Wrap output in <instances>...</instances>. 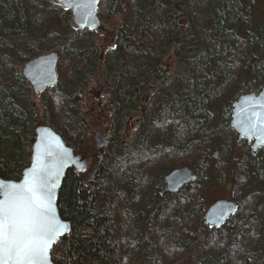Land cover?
<instances>
[{"label": "trees", "instance_id": "1", "mask_svg": "<svg viewBox=\"0 0 264 264\" xmlns=\"http://www.w3.org/2000/svg\"><path fill=\"white\" fill-rule=\"evenodd\" d=\"M117 1L107 0L104 7L101 1L97 15L107 20ZM173 2H132L131 19L124 23L127 33L125 28L120 31L122 46L117 52L121 54H113L108 71L115 79L125 75L126 67H133L124 60L126 51L137 50V34L142 38L138 52L155 51L181 35L176 51L184 73L175 80L172 98L157 121L162 131L171 126L170 139L161 145L168 152L153 149L141 134L137 145L128 147L142 151L123 156L115 148L107 151L100 170L86 183L84 176L68 169L57 208L70 231L51 248L52 264H177L182 260H188L187 264H264V150L254 153L246 141H237L230 126L231 102L218 108L235 87L239 91L232 100L258 92L264 85V0H182L187 19L183 32L173 16L177 14ZM261 7L259 18L254 8ZM88 34L73 25L70 11L55 0H0L1 179H20L29 165L39 126L49 127L67 146L82 150L81 107L71 97L81 76L94 67L93 62L91 69L82 70L93 57ZM56 46L57 72L65 82L37 98L20 67ZM140 59L145 61L143 56ZM216 149L220 153L212 173L217 183L230 177L238 205L220 229L204 225L199 201L213 163L209 154ZM153 154L155 167L149 171L144 164L148 167L145 160ZM175 156L187 163L172 160L175 166H190L202 157V163L194 165L199 179L182 193L163 194L160 172L168 164L162 159Z\"/></svg>", "mask_w": 264, "mask_h": 264}, {"label": "flooded vegetation", "instance_id": "2", "mask_svg": "<svg viewBox=\"0 0 264 264\" xmlns=\"http://www.w3.org/2000/svg\"><path fill=\"white\" fill-rule=\"evenodd\" d=\"M101 1V6L103 7L107 3V0H98L97 9ZM133 1L134 0H129L127 6V0L117 1V4H115L111 10L112 12H110L111 17H114L116 13L121 15L117 24L109 15H107V20L103 17L100 18V15H97L99 23L98 27L94 30H86L89 33L86 40L92 44L93 57L90 60L91 64L84 66V69L82 70L88 71L91 69L93 62L94 67L89 70L91 71L89 74L85 73L81 76L82 82L77 87L75 86L73 88L75 95L71 97L73 102H79L78 104L81 107V122L85 127L83 140L84 146L82 150H75L71 147L75 155L79 154L85 158V168L81 172L72 170L75 173L84 176V183H86L89 172L97 169V173L100 170L101 162L107 151L112 152L115 148L116 152L121 154V156L131 152L139 153L142 151L143 148L141 147L136 148V150L128 147L131 143L137 145L141 137L147 138L148 143L152 147H156L153 149L157 150L161 148L160 150H163L162 154H167L168 152L167 149L161 145L166 139H170V134L172 132L171 126H165L164 131H162V126H158L159 124L157 121L161 118V109L165 108L166 102L169 103L172 98L171 91L175 80L177 78L180 79L184 73L182 71L183 69H180L182 61L176 51V47H178L181 42V35L179 34L173 37L172 42L167 45L164 44L163 46H158L159 50L155 48L156 50L152 52H138L139 47L137 45L142 41V38L137 34V45H135L137 50L131 52L126 51L128 57L124 60L127 66L132 64L133 67H126L127 72L125 75L115 79L110 78L108 73L112 66L111 59L113 58V54L116 53L118 57L121 54L120 52H117V50L120 49V46H122L120 31L125 28L124 23L128 22L127 18L129 17V10L132 8ZM182 3V0H174L172 7L177 12V14L173 15L176 16V24L183 32L186 28L187 19L182 10ZM121 8H125V10L120 11ZM109 29H111V32H109ZM125 29L124 33H127V28ZM98 36H100L99 43ZM152 46L155 47L154 44H152ZM58 48L59 46H56L42 54L55 53L57 55L58 65ZM141 56L145 58V61H141ZM154 56L158 57L155 61ZM130 57L135 58V61H131ZM136 58L138 60L140 59L139 61L141 62L136 60ZM134 64H136V67H134ZM148 64L149 68L146 69ZM57 65V83L53 86L44 88L40 93H43L44 90L48 88L56 87L60 83L65 82V80L62 79L63 74L57 72ZM22 66L20 67V72L22 71ZM40 93L34 96L38 98L41 95ZM95 132H98V137L106 139V142L102 147L97 146V141L94 135ZM141 134L142 136L139 137ZM76 143L77 139L74 140L73 144L76 145ZM93 148L95 149L94 153H90V149ZM100 150L101 158L98 156ZM213 153H217L216 158L212 157ZM219 153L220 151L218 149L212 150L209 156L211 159L216 160L219 157ZM179 158L180 157L175 156L174 159H162L164 160L162 162L168 164L166 165V169L160 172L162 174H160L161 183L159 187L163 188L162 190L160 189V192L163 194L167 193L173 195L182 193V190L184 191L186 188L194 187L196 181L199 179V169L194 165L198 162L201 164L203 161L202 157L199 158L198 156L196 160L192 161L190 166H175L172 160L187 164L183 159ZM155 159L156 155L153 154L151 159L145 160L149 165L147 167L146 164H144V168H148L149 171L152 168L154 170ZM91 161L93 165L90 167ZM182 167L188 168L192 172V175L195 176V180L183 184L175 192L168 191L164 177L173 170ZM205 194L206 193H203L199 196V201L201 203L205 199ZM161 196L163 195L161 194ZM147 233L148 232L146 231L144 234L146 235Z\"/></svg>", "mask_w": 264, "mask_h": 264}, {"label": "water", "instance_id": "3", "mask_svg": "<svg viewBox=\"0 0 264 264\" xmlns=\"http://www.w3.org/2000/svg\"><path fill=\"white\" fill-rule=\"evenodd\" d=\"M64 9L71 11L73 23L75 26L93 30L98 27V19L96 16L97 3L90 8L81 6L76 7L72 0H55ZM57 55L55 53L42 54L34 57L23 64L21 74L31 86L34 94H39L44 88L53 86L57 83L56 75ZM264 86L256 92H248L240 95L231 105L230 126L236 131L238 141H252L251 150L256 152L264 145V125H261V132H249V122L245 117L255 112L257 114H264ZM244 120L241 124L239 121ZM97 141V146L102 147L106 142L105 138L98 137V132L94 133ZM101 158V150L98 152ZM212 157L216 158L217 153H213ZM85 168V158L81 155H75L73 150L66 146L63 139L53 130L45 126H39L35 129V138L31 147V156L29 165L23 169L21 177L17 181L3 180L0 182L6 184L22 185L25 179H31L35 174L44 173L45 179L49 181L51 188V213L54 217L53 223L62 226L63 231L56 237L51 244L48 253V264H52L50 258V251L53 245L59 241L64 235L70 231V224L60 218L57 199L58 193L63 181V178L68 169L81 171ZM97 169L88 173L87 179L93 177ZM195 176L186 168H178L170 172L164 177L166 188L170 192H175L183 184L194 181ZM54 185V187H52ZM0 199H6L3 190H0ZM237 205L233 201L218 200L213 203L205 212L204 225L215 229H220L225 225L227 220L236 212Z\"/></svg>", "mask_w": 264, "mask_h": 264}, {"label": "snow or ice", "instance_id": "4", "mask_svg": "<svg viewBox=\"0 0 264 264\" xmlns=\"http://www.w3.org/2000/svg\"><path fill=\"white\" fill-rule=\"evenodd\" d=\"M72 2L78 8H90L97 0ZM245 120L249 122V132L262 131L264 114L253 112ZM48 185L44 173H34L22 185L0 182L6 196L0 199V264H48L50 246L63 231L62 226L53 223Z\"/></svg>", "mask_w": 264, "mask_h": 264}, {"label": "rangeland", "instance_id": "5", "mask_svg": "<svg viewBox=\"0 0 264 264\" xmlns=\"http://www.w3.org/2000/svg\"><path fill=\"white\" fill-rule=\"evenodd\" d=\"M125 10L124 8H121L120 11ZM131 8L129 10V16L131 19ZM131 12V13H130ZM254 14L256 16H258L259 18L261 17V15L263 14V8H254ZM121 15H119L118 13H116L114 15V17H111L113 21L116 22L120 20ZM109 32H111V29H109ZM101 36V35H100ZM100 36H98V43H99V38ZM239 91V87H235L233 90H231V92H229L224 99L222 100V102L219 104L218 108L224 105H227L228 102H232L233 100V96ZM217 146L219 147L220 144L217 143ZM95 149H90V153H94ZM219 158V157H218ZM218 158L216 160H213V163L211 164L209 173H208V181L206 183V189L204 191L205 196H204V201L202 202L203 206V210H205L212 202L219 200V199H224V200H231L233 199V196L235 195V193L233 194V189H232V184H231V180L230 177H223V183H217V177L215 174L212 173V166H215V164H217ZM214 161H216L214 163ZM93 165L92 161L90 164V167ZM249 178L251 180L254 179V177L252 176V174L249 176ZM188 260H182L180 262H178L177 264H187Z\"/></svg>", "mask_w": 264, "mask_h": 264}]
</instances>
